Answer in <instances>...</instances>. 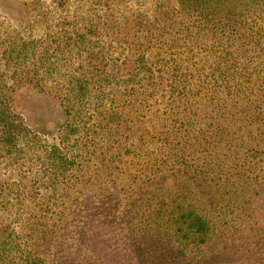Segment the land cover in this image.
I'll return each mask as SVG.
<instances>
[{
	"label": "rangeland",
	"instance_id": "rangeland-1",
	"mask_svg": "<svg viewBox=\"0 0 264 264\" xmlns=\"http://www.w3.org/2000/svg\"><path fill=\"white\" fill-rule=\"evenodd\" d=\"M136 17L166 42L203 21L177 0H0V264H264L256 200L121 170Z\"/></svg>",
	"mask_w": 264,
	"mask_h": 264
},
{
	"label": "trees",
	"instance_id": "trees-1",
	"mask_svg": "<svg viewBox=\"0 0 264 264\" xmlns=\"http://www.w3.org/2000/svg\"><path fill=\"white\" fill-rule=\"evenodd\" d=\"M259 1L177 0L185 13L203 21L169 42L153 37L141 18L130 19L121 41L130 39L135 88L122 95L112 115L124 126L118 149L123 173L131 169L223 187L264 209Z\"/></svg>",
	"mask_w": 264,
	"mask_h": 264
}]
</instances>
